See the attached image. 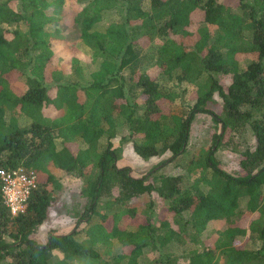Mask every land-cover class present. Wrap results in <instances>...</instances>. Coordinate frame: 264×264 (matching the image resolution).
Returning a JSON list of instances; mask_svg holds the SVG:
<instances>
[{"label":"trees","instance_id":"1","mask_svg":"<svg viewBox=\"0 0 264 264\" xmlns=\"http://www.w3.org/2000/svg\"><path fill=\"white\" fill-rule=\"evenodd\" d=\"M64 38L90 62L54 65ZM182 85L194 100L176 114ZM197 114L213 127L196 155ZM119 128L128 134L114 144ZM244 135L253 142L238 150ZM125 141L142 160L163 158L134 175ZM220 150L240 153L243 172L224 170ZM168 164L182 172L158 174ZM19 168L36 182L13 215L0 177V264H264V0H0V171ZM63 175L81 181L75 226L40 242ZM152 193L164 201L155 221L152 202L132 203ZM216 219L227 225L202 238ZM173 243L183 248L163 252Z\"/></svg>","mask_w":264,"mask_h":264},{"label":"rangeland","instance_id":"2","mask_svg":"<svg viewBox=\"0 0 264 264\" xmlns=\"http://www.w3.org/2000/svg\"><path fill=\"white\" fill-rule=\"evenodd\" d=\"M231 1V0H230ZM71 8L70 3H67L65 6V12L67 16H71L74 14L79 6L76 5L75 2ZM106 21L113 20L112 14H106ZM77 41L72 38H64L58 40L55 43L53 48L54 50V57L53 63L56 66H62L64 68H68L70 58L72 55H78V58L84 60L85 62H90V58L87 54H84L80 49L76 48ZM245 61L241 62V68H244ZM214 77L223 85H226L230 81L229 75H224L220 73H214ZM14 85L17 91H21L25 88V78L21 75H16V80ZM194 86L187 85L186 89L184 90V85L180 88H176L179 92H185L182 94V97L178 98L173 106V112L176 114H180L183 110L187 108L190 104L193 103V98L191 95ZM194 91V90H193ZM215 99L219 102L220 99L218 98L217 93H214ZM211 108H216V104L209 103L208 104ZM213 127V122L211 117L206 114H197L195 119L192 122L191 130H190V138L188 142V147L191 153H195L196 155L200 152L201 148L207 147L210 143V130ZM128 131L125 128H119L118 134L116 137L112 139L114 144H118L120 142L121 136H127ZM249 134V133H248ZM239 146L238 150H243L246 143L251 144L253 139L249 137V135H244L239 139ZM167 156V154L165 155ZM164 156V157H165ZM122 164L131 167V173L134 175H140L141 173L147 172L151 167L156 165L158 162L162 160L163 157L159 158H152L149 160H142L139 158L133 150V147L129 141H125L122 143ZM216 157L220 162L221 167L229 172H234L236 170L243 172L238 167V162L240 158V153L238 152H230L228 150H220L216 153ZM182 172V169L174 164H168L164 167H160L158 174L164 175H175L177 173ZM62 173H59L58 176H61ZM62 182V192L58 194L57 200L51 205L48 210V219L39 227V229L34 233V237L40 241L44 242L51 233H66L72 230L75 226V218L68 213L69 205L73 204L75 201V197L81 186V181L77 178H73L67 175H63L61 178ZM152 202L153 206L151 208L150 215L152 219L155 221L160 213V210L164 206V201L156 194L152 193L151 195H144L138 200L132 201V203L136 206L145 207L146 204ZM64 203L66 205L64 206ZM227 225L225 219H216L212 220L208 223L206 232L202 236H208L219 229L224 228ZM245 237H238L237 238V245L243 246L245 243ZM187 247H194L192 244H188ZM181 248L179 245L173 243L170 244L167 248H163V252L165 251H175L178 252ZM57 256V255H56ZM154 256L152 252H147L146 259H150Z\"/></svg>","mask_w":264,"mask_h":264},{"label":"built area","instance_id":"3","mask_svg":"<svg viewBox=\"0 0 264 264\" xmlns=\"http://www.w3.org/2000/svg\"><path fill=\"white\" fill-rule=\"evenodd\" d=\"M0 177L3 182V198L10 212L13 215L23 212L29 193L35 187V176L19 168L12 171L1 170Z\"/></svg>","mask_w":264,"mask_h":264}]
</instances>
